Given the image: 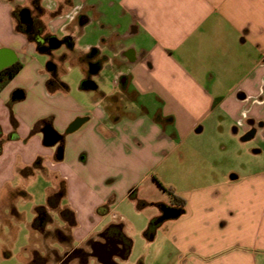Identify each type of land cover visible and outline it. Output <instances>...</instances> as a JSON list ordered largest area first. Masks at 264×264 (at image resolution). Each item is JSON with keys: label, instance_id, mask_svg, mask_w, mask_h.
<instances>
[{"label": "crops", "instance_id": "0c3cea01", "mask_svg": "<svg viewBox=\"0 0 264 264\" xmlns=\"http://www.w3.org/2000/svg\"><path fill=\"white\" fill-rule=\"evenodd\" d=\"M53 1V10L38 12L41 0H0V74L20 64L0 89V264H54L61 258L50 252L60 247L90 253L86 262L74 257L70 264H102L99 252L114 228L127 245L125 261L120 253L112 256L119 264H264V163L251 160L235 170L221 162L222 153L241 149L248 138L264 150V0ZM23 7L38 16L46 33L70 36L69 44L56 47L64 46L60 55L39 48L19 27ZM93 47L107 59L92 73L90 87L83 83L82 58ZM50 60L58 67L52 83ZM77 117L85 121L66 132ZM48 124L63 135L62 157L58 143H44ZM228 137L239 141L220 142ZM71 146L75 161L86 162L87 150L97 151L119 168L104 178L121 171L139 175L141 167L176 153L183 160L178 178L185 184L175 192L184 205L172 196L158 203L140 226L142 250L131 254L137 242L123 216L107 220V195L89 201V212L61 206L66 190L56 208L47 205L62 181L66 188L60 165ZM34 165L55 186H44L46 202L33 219L39 227L31 230L42 238L32 243L31 234L18 259L16 227L7 221L13 208L18 211L9 198L34 175ZM74 175L77 183L87 181ZM169 208L179 214L162 218ZM47 214L57 221L53 227H43ZM84 214L91 222L85 223ZM54 229L70 233V241L47 236Z\"/></svg>", "mask_w": 264, "mask_h": 264}, {"label": "rangeland", "instance_id": "374dc122", "mask_svg": "<svg viewBox=\"0 0 264 264\" xmlns=\"http://www.w3.org/2000/svg\"><path fill=\"white\" fill-rule=\"evenodd\" d=\"M41 1L43 3L42 6L39 5V7L36 8V10H39L38 12H43L46 9L51 11L56 7L53 0ZM64 49L63 45L53 49V55H60ZM243 136L242 138H244ZM236 141L239 140L230 137L220 140V142L227 145L234 144ZM242 143L244 144L241 149H232V147L230 149V147L228 148L226 145L228 150H230V153H222L221 162L223 167H232L235 170H239L240 167H245L251 160H258L260 164L261 162L264 163V150L261 149L262 147L260 145H257V143L251 138L243 140ZM71 147L70 151L72 152L61 161L60 165V172H62V174L65 173L66 176V195L61 200L60 205L68 206L70 208L75 207L79 211L89 212L91 210L89 206L90 204L88 203L89 201H96L98 200L97 196H102L104 194L107 195L104 205V207H109L107 220L117 221V217H115L114 214L116 216H123L127 231L131 235L133 242L134 239L137 242V238L139 235L141 236L140 226H142L147 218L156 211L157 204L169 203L171 195L168 192V188H171L175 192V188L180 184H185L180 182L178 178L177 170L181 173V164L183 160H179L176 153L173 155H167L159 164H148L147 166L141 167L139 175L137 173L128 174L121 171L119 173L120 176L113 175L104 178V174L111 172L116 173L119 168L105 162V159H103L97 151L90 152V150H87L89 155L86 162L82 163L80 162L81 160L75 161L73 157L77 153H75L76 151ZM32 168H35L34 175L30 176L28 180L19 183L20 186H23V189L25 188L28 196L24 197L23 195H18L14 202L15 208L21 214L20 217H17L15 214H6L7 221L14 223L16 227L13 253L15 258L19 257L18 259L25 255L22 247L28 243L31 234L32 243H34L35 240L42 238L38 233L39 231H36L37 234H35V232L31 230V227H39V224H37L36 220L33 221V219L36 215L37 206L46 202L44 186H51V188L55 186L52 177L48 179L41 170L36 168V166ZM142 172L146 173L144 177ZM74 173L82 174L84 177L87 176V181L77 183L74 179ZM95 185L96 188L94 187ZM79 191L87 195L82 197L79 195ZM110 192H114L115 195L108 198ZM125 193L126 197L122 199V196ZM113 199L114 202L111 204ZM50 213H52L54 218L57 219V215L53 210H50ZM6 215L3 214V216ZM83 216L85 223L91 222L90 218H85V214ZM52 217L53 216L50 214H47V216L44 217L43 227L49 226V224L53 227L57 224V221ZM81 221L84 225V221ZM51 238L53 239L54 237ZM62 250L63 248L60 247L61 252L58 253L51 250L50 254H52L53 257L57 254L59 259L61 256L65 259V254L68 250ZM140 250H142V247H140L137 242L132 246L131 254H134L135 251L140 252ZM50 259H52V257H50ZM70 262L68 261V263L66 262L65 264H70ZM135 263L138 264L139 260H136ZM54 264L64 263L56 261ZM72 264L79 263L76 260H73ZM120 264L129 263L121 262Z\"/></svg>", "mask_w": 264, "mask_h": 264}, {"label": "flooded vegetation", "instance_id": "af4514ba", "mask_svg": "<svg viewBox=\"0 0 264 264\" xmlns=\"http://www.w3.org/2000/svg\"><path fill=\"white\" fill-rule=\"evenodd\" d=\"M31 12V23H22L20 21L19 17V27L26 31L30 37L34 39L36 42L37 46L40 47L42 50L51 53L53 49H55L56 44L58 43V40L60 43H67L69 44L70 36H64L62 38H57L56 40L53 35L46 33L44 31V25L43 23L38 19V16H36L32 11ZM84 61L87 63V68H86V75L83 79V83L86 86H89L88 83L91 80V75L93 72H98L99 68L102 66V64L105 62L107 59V56L105 54H101L97 48L93 47L91 48L88 53L83 55L82 58ZM53 63L54 67L50 69V82H55L58 80V67L56 64L53 62V60H50L48 62ZM47 64V65H48ZM51 65V64H49ZM123 79V77H122ZM40 221V220H39ZM105 243H104V250L99 252V257L104 260V255L106 253H120L121 250L117 248L118 243L119 246L125 251L126 250V241L125 238L120 230V228H114L105 234ZM90 256V253L88 251H85L83 249H70L67 251L65 254V258L68 261H70L74 257H79L82 259L84 262L88 260Z\"/></svg>", "mask_w": 264, "mask_h": 264}, {"label": "water", "instance_id": "95a60500", "mask_svg": "<svg viewBox=\"0 0 264 264\" xmlns=\"http://www.w3.org/2000/svg\"><path fill=\"white\" fill-rule=\"evenodd\" d=\"M19 17H20V21L22 23H31V12L30 9L27 7H23L22 9H20L19 11ZM56 40H58L56 37H54ZM60 44V41L58 40V43L56 44L57 47ZM40 48V47H39ZM51 64V65H49ZM47 65V68L50 70L54 67L53 63H49ZM88 85L90 87H94L95 84L93 81H90L88 83ZM85 121V117H77L76 119H74L69 126L66 129V132H73L74 130H76L83 122ZM42 133H43V140L44 143L46 145H54V144H59L57 150L59 153V157H62V139H63V135L60 134L58 131H56L50 124L45 125V127L42 129ZM250 136V133H248L247 135L244 136V138H248ZM179 214V210L177 209H164V213L162 215V218H172V217H176ZM120 243H118L117 248H119V250H121L120 254H119V258L122 261H125L126 259V254L125 251L121 248V246H119ZM114 254L113 253H106L104 255V260L102 262V264H119L116 261H114L112 259V256Z\"/></svg>", "mask_w": 264, "mask_h": 264}, {"label": "trees", "instance_id": "16d2710c", "mask_svg": "<svg viewBox=\"0 0 264 264\" xmlns=\"http://www.w3.org/2000/svg\"><path fill=\"white\" fill-rule=\"evenodd\" d=\"M20 67V64H17L16 66H14L13 68L9 69V70H6V71H2L1 74H0V89L3 87V85L5 84V82L18 70V68ZM36 166V165H34ZM65 183L62 181L59 186H58V189L56 192L54 193H51L48 198H47V205L51 208H56L57 207V204H58V201L61 197L64 196L65 194ZM168 192L170 193V195L172 196V201L175 203V204H179L181 206L184 205V202L185 200L180 197L179 195H177L171 188H168ZM18 195H23L24 197H27L28 196V193H26L25 190L23 189H15L13 190L11 193H10V202L13 205V202L15 201V198H17ZM41 209V208H39ZM13 214H15L17 217H20V213H16L15 209L13 208ZM62 212V215L67 217V220H71L72 218V214L69 210L67 209H64V210H61ZM47 236H51V237H61L62 239L64 238V240L68 243L71 239V234L70 233H67V234H63V231L62 230H57V229H54L53 231H47L46 232ZM68 250H70L68 248ZM61 263H66L67 260L66 258L64 259L62 256H61Z\"/></svg>", "mask_w": 264, "mask_h": 264}]
</instances>
